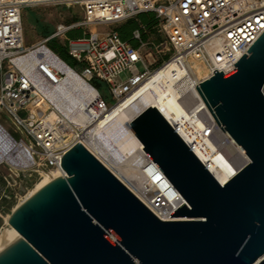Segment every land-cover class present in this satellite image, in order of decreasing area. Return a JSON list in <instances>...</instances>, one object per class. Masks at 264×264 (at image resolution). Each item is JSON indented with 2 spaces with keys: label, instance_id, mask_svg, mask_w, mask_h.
<instances>
[{
  "label": "built area",
  "instance_id": "2783aa9c",
  "mask_svg": "<svg viewBox=\"0 0 264 264\" xmlns=\"http://www.w3.org/2000/svg\"><path fill=\"white\" fill-rule=\"evenodd\" d=\"M50 6L79 9L82 20L59 24L50 37L27 47L24 11ZM147 13L159 19L162 40L143 42L137 31L134 36L140 47L134 49L116 29ZM76 30L83 36L69 39ZM263 34L264 0H0V117H7L21 134L19 140L9 134L16 144L13 151L0 147L6 188L0 195V218L7 209L4 205L22 200L21 192L29 191L34 180L61 171L64 156L77 144L95 155L89 139L97 124L110 125L115 108L135 94L153 92L156 86L163 100H174L165 107L163 117L198 159L218 169L232 164L230 150L242 148L218 125L197 87L215 71L225 75L235 71ZM54 40L67 47L76 62L73 70L98 94L96 102L86 104L78 117L60 112L46 94L66 79L58 64L62 59L49 47ZM194 62L208 72L201 80L196 79ZM139 64L145 67L143 72ZM125 73L129 75L122 80ZM185 75L195 79L196 96L192 90L173 97L171 86ZM95 81L105 88L96 89ZM99 90L107 92L114 104L109 105ZM0 128L4 127L0 124ZM243 153L239 172L250 163ZM148 160L151 164L142 172L139 195L133 193L162 222L178 221L171 215L184 205L181 195ZM170 193L176 201L169 198Z\"/></svg>",
  "mask_w": 264,
  "mask_h": 264
},
{
  "label": "water",
  "instance_id": "95a60500",
  "mask_svg": "<svg viewBox=\"0 0 264 264\" xmlns=\"http://www.w3.org/2000/svg\"><path fill=\"white\" fill-rule=\"evenodd\" d=\"M232 73L197 90L250 163L225 186L156 108L131 123L184 205L159 220L95 155L77 144L54 178L11 214L20 235L0 264H264V34Z\"/></svg>",
  "mask_w": 264,
  "mask_h": 264
},
{
  "label": "bare ground",
  "instance_id": "6f19581e",
  "mask_svg": "<svg viewBox=\"0 0 264 264\" xmlns=\"http://www.w3.org/2000/svg\"><path fill=\"white\" fill-rule=\"evenodd\" d=\"M60 69L63 71L66 79L60 87L51 92H46L48 97L53 101L58 110L67 116L81 115V111L85 108L86 104H93L98 99L97 92L90 87L72 68H70L65 62L60 60L58 62ZM193 68L197 74L196 79H203L207 76L206 68L199 62L193 63ZM196 81L189 76H183L180 81L171 86L173 97H182L188 91H192V96L195 97ZM175 94V95H174ZM160 88L156 86L153 92L145 94H135L131 99L115 108L112 113V123L105 126V124H97L96 129L93 131L89 142L93 148L91 150L101 160V162L109 168L132 192L139 195L141 184L143 182L142 172L149 162L143 144L137 139V137L131 131V123L147 108H156L165 117V107L174 103V100L167 102L161 97ZM52 117H57L56 113L52 114ZM6 132L8 139L0 141V147H4L9 153L16 148L15 141L9 135V132L5 128H0ZM115 146H117L116 149ZM243 149L232 148L230 155L233 160L232 164L220 165V168H214L206 161L202 162L205 167L216 175L221 185L225 186L235 175L238 174L243 163ZM126 159V161H124ZM63 170L56 171L53 175L44 176L43 180L35 187V189L29 194L28 198L33 196L38 190L43 188L54 178L64 177ZM27 198V199H28ZM171 200L177 199L173 193L169 194ZM26 199V200H27ZM179 203H182L179 201ZM10 217L6 218V222L9 225ZM10 226V225H9ZM11 233L4 235L0 233V246H3L7 242L20 235L11 226Z\"/></svg>",
  "mask_w": 264,
  "mask_h": 264
},
{
  "label": "rangeland",
  "instance_id": "374dc122",
  "mask_svg": "<svg viewBox=\"0 0 264 264\" xmlns=\"http://www.w3.org/2000/svg\"><path fill=\"white\" fill-rule=\"evenodd\" d=\"M82 20V16L79 9H73L68 10L64 7H39L34 9H26L23 13V26H24V32H25V41L26 46L30 47L34 44H37L41 42L47 35L53 34L56 30V27L59 24H71L74 22H78ZM103 31H109V28L103 27ZM162 40V37H161ZM161 40H156L155 43L159 44ZM151 52L150 49H147L145 51L146 54H149ZM138 69L140 72H143L145 70V67L142 64L138 65ZM128 73H125L121 76L122 80H125L128 76ZM0 79H1V73H0ZM102 96L106 99L107 103L109 105H113L114 102L112 101L111 97L108 96L107 92L104 90H99ZM0 124L9 132V134L15 138L16 140H19L21 138V134L17 133V128L12 125L11 121L5 117H0ZM0 135L4 138V140L8 139V136L6 132L2 131L0 129ZM117 146H115L114 149H116ZM126 161V159L124 160ZM5 174V171H0V195L6 191V188L4 187V184L2 182L1 176ZM34 180L33 186L30 188L27 192H21L22 194V200L17 201L12 206H8L10 203L8 202L6 205H4L7 209L5 210V213L3 215V218H0V233L8 235V233H11V228L6 222V218L10 217L13 213L14 209H16L20 204H22L29 196V194L35 189V187L43 180ZM8 193V192H7ZM11 236V235H8Z\"/></svg>",
  "mask_w": 264,
  "mask_h": 264
},
{
  "label": "trees",
  "instance_id": "16d2710c",
  "mask_svg": "<svg viewBox=\"0 0 264 264\" xmlns=\"http://www.w3.org/2000/svg\"><path fill=\"white\" fill-rule=\"evenodd\" d=\"M160 21L154 13L141 14L135 19L129 20L128 22L119 26L116 31L121 37V39L130 44L134 49L140 47V42L136 40L134 34L135 32H140L142 41H156L161 40L159 35ZM52 34L47 35L45 38L50 37ZM83 36L81 30L72 31L69 33V39H78ZM50 49L57 54L70 68L75 69L76 62L70 56L66 46L61 44L59 41H51L49 43ZM94 87L96 89L105 88L102 83L94 82Z\"/></svg>",
  "mask_w": 264,
  "mask_h": 264
},
{
  "label": "crops",
  "instance_id": "0c3cea01",
  "mask_svg": "<svg viewBox=\"0 0 264 264\" xmlns=\"http://www.w3.org/2000/svg\"><path fill=\"white\" fill-rule=\"evenodd\" d=\"M0 141H5L4 138L0 135Z\"/></svg>",
  "mask_w": 264,
  "mask_h": 264
}]
</instances>
